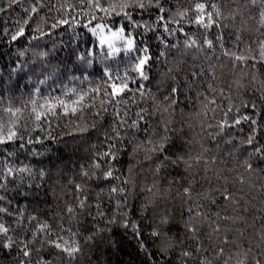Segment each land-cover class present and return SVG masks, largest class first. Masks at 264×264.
I'll use <instances>...</instances> for the list:
<instances>
[{
  "label": "snow or ice",
  "instance_id": "obj_1",
  "mask_svg": "<svg viewBox=\"0 0 264 264\" xmlns=\"http://www.w3.org/2000/svg\"><path fill=\"white\" fill-rule=\"evenodd\" d=\"M16 8L20 11L16 12ZM210 8L204 0H196L192 7L177 3L175 8L168 4V0H0V14H4L0 43L5 45L10 57L7 68L0 65V93H4L0 100H7L2 107L3 115H0V150L5 153L0 160V251L6 249L11 253L15 250V264H80L85 259L86 247L89 264H95L93 256L98 237H102L105 231L110 234L117 224L125 228L131 226L139 248L151 258L152 264H189V259L194 264L197 259L199 264H220V261L233 264L231 255L225 257L226 246L236 249L235 264H264V226L258 231V238L249 237L246 248L243 240L236 237L230 240L226 230L219 246L213 245L214 260L207 255L194 256L192 250L182 246L183 241H178L172 230L175 209L169 206L168 198L175 187L176 198L180 200L182 235L188 233L191 239L200 240L197 221L208 217L201 211L203 205L195 203L193 197L208 198V193L195 191L199 184L197 166L203 163L207 174L209 161L215 163L217 160L214 151L233 159L236 167H242L249 173L264 174V141L258 137L259 122L247 113L240 115L239 105L230 103L224 118L216 124L201 120L203 135L194 133L190 137L185 130L187 121L177 120L178 115L183 117L186 112L189 116H199L200 112L207 116L209 108L214 110L217 107L216 95H209V91L215 93L216 88L211 81L206 88L203 81L196 84L204 74L203 68L200 71L193 68L191 73L183 72L181 76L183 69L180 65L173 66L168 60L169 50L184 56L193 47L204 52L211 49L213 53L218 47L223 56L232 60L233 67L241 62L246 65L251 62L253 70L258 64L264 66V0H244L243 4L239 0H224L223 4L212 0ZM12 13V23L9 24V14ZM145 13L149 15L148 20L143 18ZM237 16L244 18L245 22L256 20L254 31L261 34L254 41L256 48L250 43L246 52L240 49V28L236 29L232 40L233 49L226 46V21L229 17L235 21ZM184 24H195L198 30L203 29L201 36L189 34ZM81 26L83 32L80 31ZM141 26L145 33L156 30V39L162 47L155 58L148 43L140 46L136 40V31ZM161 27L168 37L184 33L183 46L179 40L170 43L159 32ZM213 27L217 29L215 36L210 31ZM25 36L27 43L23 47H15ZM40 41H44L43 47ZM33 43L35 47L31 46ZM161 57H164L163 64ZM153 64L156 65L155 73ZM208 72L214 77V66L209 65ZM256 79L257 72L253 71V87ZM147 83L152 87L146 91ZM133 84L137 85L135 89L131 87ZM260 84L264 98V79ZM194 89L199 104L196 113L190 110ZM223 91L221 88L220 93ZM16 92L19 93V104L14 103L16 97L13 93ZM128 93L132 95L124 100V104L136 107L135 119L130 117L128 107H124L121 114L122 94L127 96ZM149 99L151 106L147 103ZM139 103L145 106L139 107ZM108 104L113 106V119L105 128L100 147L92 143L87 163H80L78 168L73 161L70 177L64 172L66 164L59 161V157V163L49 161L46 165L41 161L18 160L20 149L26 146H40L31 148L27 154L31 157L43 158L50 152L44 141L55 139L52 125L59 127L62 120L67 121L63 126L68 131L61 132V136H67L73 143L78 138H90L92 132L105 127ZM233 107L237 115L230 120L228 112ZM252 108H256L254 101ZM87 113H91V123ZM158 114L159 121L156 119ZM243 120L251 121L248 136L237 138L230 135L232 125H239ZM188 127L191 129L193 125ZM141 151L144 160L154 164L153 180L140 185L145 195L142 198L144 202L139 205L141 218L147 217L149 209H152L153 214L148 221V234L153 241L151 248L142 238L139 221L131 219L128 197L136 190L132 175L135 165L129 164L127 174H124L121 164L125 153L131 159ZM165 170L168 175L166 184L156 179ZM240 179L243 181V176ZM65 180L73 185L74 197L71 201L65 200L61 207L57 187ZM130 183L131 188L128 187ZM93 189L95 199L90 201ZM105 193L109 205L115 200V208L104 221V226L99 222L89 224L87 219L82 221L85 212L94 221L97 216L101 219L108 216L102 210ZM117 194H123V198H116ZM221 195L226 201L233 199L227 187L221 190ZM41 202L43 208L40 207ZM212 202H216L215 197H212ZM233 203H236L234 199ZM29 204L35 205L31 211ZM93 205L95 214L91 211ZM49 212L51 217L45 218ZM215 215L219 216V212ZM50 219L56 221L55 226L49 222ZM72 221H76L75 229ZM219 229L220 224L216 223L215 231L219 233ZM201 247V243H196L197 254ZM156 256L159 260L155 259Z\"/></svg>",
  "mask_w": 264,
  "mask_h": 264
},
{
  "label": "trees",
  "instance_id": "obj_2",
  "mask_svg": "<svg viewBox=\"0 0 264 264\" xmlns=\"http://www.w3.org/2000/svg\"><path fill=\"white\" fill-rule=\"evenodd\" d=\"M196 2V0H168V4H170L173 8L177 6V3L181 6L192 7V5ZM209 5V10H211L210 5L212 0H204ZM218 3L223 4L224 0H217ZM241 4L244 3V0H239ZM168 5L166 4V7ZM16 12H19L20 9L16 8ZM194 12V10H193ZM9 14L8 23L11 24V15ZM139 19V15L136 17ZM144 20L149 19V15L147 13L143 16ZM154 15L152 19H154ZM194 19V15L192 17ZM4 14H0V29L4 26ZM119 23V21H117ZM228 24L227 29L224 31L226 46L232 50L233 43L232 40L235 38L236 29H241L242 39L240 41V49L243 51H247L248 45L251 43L253 48H256V44L254 41L260 38V33L254 31L256 26L255 19H248L246 22L244 18L237 16L235 21L228 18L226 21ZM186 31L189 34L195 33L197 37L201 36L203 29H197L195 24L187 25L184 24ZM80 31L83 32V26H81ZM213 36L216 35L217 29L213 27L210 29ZM159 32L167 37L170 43H176L177 40L180 41L181 46H183V41L186 38L184 33H180L178 36L173 35L168 37L164 32L163 27L159 29ZM30 34V33H29ZM231 34V38H230ZM59 35V33L57 34ZM136 40L139 42L140 46H143L144 43H148L150 45L151 51L153 53V57L159 55V50L162 47L160 41L156 39V30H152L151 32H144L143 27L136 31ZM27 43V37H23L22 41L19 45L15 47H23L24 44ZM202 43V39H201ZM44 41H40V46L43 47ZM35 47V43L31 45ZM15 47L12 48L13 55L15 54ZM182 51V47H181ZM31 57V53L28 54ZM63 55V53H61ZM122 55V54H121ZM133 56L136 54L133 53ZM250 55V53H249ZM217 57H219L217 59ZM10 57L6 50V47L3 43H0V65L4 68L8 67V61ZM168 60L172 63L173 66L179 64L183 69L181 72V76H183V72H189L195 68L196 71H200L201 68L204 69V74L201 75L200 79L196 81V84L199 85L201 81H203L205 88L209 81L216 88V92L212 93L209 91V95H216V103L217 107L213 110L209 108L207 111V116L204 115L203 112H200L199 116H189L186 112L183 117L177 116V120L184 119L187 121L185 125V130L188 131L189 136L191 137L194 133L203 135L201 132V120H207L213 124H216L219 119L224 118V113L228 110V106L230 103L234 105L240 106V115L245 113L251 115L254 119L259 122L260 129L258 131V137L261 141H264V98H262L261 93V84L260 81L264 79V66L260 64L257 65V69L253 70L251 67V62L249 64L237 63L235 67L232 66V60L229 57L223 56L217 47L216 52H212L209 49L207 52L199 51L195 47L188 52L186 55L181 56L175 50L168 51ZM164 57H161V64H163ZM209 65L214 66L215 68V76L213 77L211 73L208 72ZM122 70V68H121ZM153 73L156 72V65L153 64ZM253 71L257 72V79L255 86H252L251 75ZM6 78V77H5ZM239 80V84L237 81ZM27 83V81H24ZM86 86V85H85ZM47 87H52V85H48ZM47 87H45V91H47ZM133 89L137 87L136 84L131 85ZM152 87L151 83L145 84V90L147 91ZM223 88L224 91L221 94L220 89ZM132 93H128L127 96H123L121 101V114L123 113V108L128 107L130 109V117L135 119L136 107L131 104H124V100H127L131 97ZM13 96L16 97L14 99V103L19 104L20 99L18 98L19 93H13ZM0 97H4V93H0ZM203 100V96L200 98ZM137 100L139 102V94L137 93ZM253 101L256 104V108H252ZM247 102V103H245ZM97 107H99V99L97 100ZM148 106H151L152 101L148 100ZM7 104V100H0V115H3L2 107ZM145 104L139 103V107H144ZM108 112L106 113L104 126L99 129V132H92L91 137L78 138L76 143H73L68 140L67 136H61V132H67L68 129L64 128V124L67 122L66 120L60 121V126L57 127L56 124L52 125V135L55 139H48L44 141L46 147L50 149V152L45 153V156L42 157H31L27 155L32 147H40L37 145L26 146L23 149H20L21 155L18 157V160H24L25 162L31 161L35 163L36 161H41L42 164H48L49 161L54 163H59V161H64L66 167L63 169L67 176L72 175L73 169V161H75V165L78 168L80 163H87V153L90 150V145L92 143H97V148L100 147V142L103 141L104 136L103 133L105 128L110 125L113 115L112 109L113 106L111 104L107 105ZM199 108V104L196 100V89L192 92V104L190 106V110L192 113H196ZM237 115V110L235 107L232 108L231 112H228V117L230 120H234ZM86 117L88 122L91 123V113H87ZM7 117H5L6 119ZM99 119V118H97ZM157 121H159V114L157 115ZM193 125L191 129H189L188 125ZM47 128V125H45ZM251 130V121L243 120L239 125H232L230 130V135H234L237 138L247 137ZM39 134V133H37ZM131 135V133H130ZM86 141V142H85ZM19 144V141H17ZM67 145V146H66ZM11 150V148H9ZM42 152L43 148L40 149ZM130 151V149H129ZM217 155V160L215 163L209 161L208 164V172L205 174L204 165L201 163L197 166V180L199 181L198 186L196 187L197 193H208V198L196 199L193 197V201L197 204H202L203 207L201 211L206 213L208 219H204L203 217L199 218L197 221L198 232L197 235L200 237V240H193L190 238L191 234L184 233L183 226L181 224V209H180V200L176 198V189L175 187L172 190L171 196L169 199V206L174 207V215H173V228L172 230L176 233L178 241H183V247L188 248L193 251L194 256L198 255H207L209 259H215L213 257V252L215 248L213 245L219 246L220 240H222L225 231L227 230L230 240L233 237H236L238 240H243L244 247L248 246L249 237L258 238V231L264 226V174L259 172L249 173L242 167H236L235 161L229 157L224 156L223 153H215ZM5 153L0 150V160L4 158ZM59 157V161L57 160ZM243 157H241L242 159ZM121 164L123 165L124 174H127L128 165H135L133 168L132 175L136 182V190L135 193L129 195V205L131 211V219H135L139 221L141 232L143 233V239L145 243L152 247L153 241L149 236V217L152 216V209H149V214L147 217L141 218L139 205L143 203V196L145 195L141 191V183L147 181L151 183L153 180V169L154 164H151L148 161L144 160V153L141 151L138 156L129 159L127 153L121 159ZM219 172L220 178L217 179V174ZM119 174V173H118ZM207 176V178H203ZM243 176V181H241L240 177ZM226 178V179H225ZM77 179L79 177L77 176ZM156 179L163 180L165 184L168 181L167 170L162 171ZM115 182V181H113ZM67 185V186H65ZM164 185H161L163 188ZM129 188L132 187L130 183L128 185ZM227 187L228 191L232 193L233 199L236 203H233V199L224 200L221 195V190ZM73 185L68 183L67 180L60 183L57 187V197L58 202L61 207H63L65 200H73L74 192L71 191ZM212 197H215L216 202H212ZM116 198L122 199L123 194H117ZM175 198V200H173ZM95 199V191L94 189L90 192L89 200L92 201ZM24 203L23 200L20 201ZM15 203V202H14ZM51 203V200H49ZM102 204L104 207L103 211L108 213V216H105L103 219L100 217H96L94 221L91 216H88L85 212L82 215L83 219H87L88 223H96L99 222L101 226H104V221L107 220L111 215L112 211L115 208V200L112 201L111 205L108 203V196L105 193L102 196ZM40 207L43 208L44 204L41 202ZM160 207L163 208V203L160 204ZM35 208L34 204H29V211ZM124 209H121L123 211ZM53 212L56 211V208L53 207ZM92 213L95 214L96 209L93 205L91 209ZM219 212V216L215 215V213ZM51 212L47 213L45 218L51 217ZM185 218L187 217V213L185 212ZM222 217H231L232 219H223ZM7 219V217H5ZM54 226L56 224L55 220H49ZM65 222L67 223V215H65ZM72 227L75 229L76 221H72ZM216 223L220 224L219 233L215 231ZM196 243H201L202 247L200 249V253H196L195 245ZM179 247L177 246V255L179 253ZM95 255L93 256V261L95 264H152L151 258L146 254L145 251L139 248L138 238L134 235L131 226L128 228L123 227L120 224H117L112 227V231L109 234L107 231L103 234L102 237H98L97 247L94 248ZM231 255L233 257V264H235L236 257V249L232 246L225 247V257ZM15 256V250L11 253L8 250L0 251V264H15V260L13 257ZM156 260H159V257H155ZM173 260H175V255L173 256ZM80 264H89L87 259V247L85 249V259L80 261ZM171 264V262H170ZM189 264H194L192 259H189ZM195 264H199V260H195ZM222 264V261H220Z\"/></svg>",
  "mask_w": 264,
  "mask_h": 264
}]
</instances>
